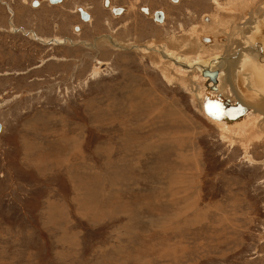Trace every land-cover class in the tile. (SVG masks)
Returning <instances> with one entry per match:
<instances>
[{"label":"rangeland","instance_id":"374dc122","mask_svg":"<svg viewBox=\"0 0 264 264\" xmlns=\"http://www.w3.org/2000/svg\"><path fill=\"white\" fill-rule=\"evenodd\" d=\"M217 1L176 9L165 27L104 14L80 33L56 31L54 16L44 32L0 6V264H264L262 101L245 106L227 85L224 49L174 44L170 60L130 47L198 29L224 43L262 15L264 0ZM210 103L244 106L240 131H222ZM253 123L261 137H227Z\"/></svg>","mask_w":264,"mask_h":264},{"label":"bare ground","instance_id":"6f19581e","mask_svg":"<svg viewBox=\"0 0 264 264\" xmlns=\"http://www.w3.org/2000/svg\"><path fill=\"white\" fill-rule=\"evenodd\" d=\"M249 2H247V6H244V9H247L249 11H255L256 7L252 9L251 7L252 4H249ZM261 2H263V0H261ZM237 3L238 5L241 4L239 0ZM237 3L235 4L236 6H237ZM258 8L259 10H262L261 12L262 15L255 16L253 14H249L246 18H244L243 20L244 22L240 23L239 25H234L233 32L229 30H225L226 33L228 31L227 34L229 36H227V39L224 41V43H220V41H222L224 37L215 38L213 36H208L205 30L201 29V31H199L198 29L192 36H188L189 38H191V40L189 38L187 39L185 38L186 41L184 39L182 41L181 40L179 41L172 40V42L166 41L167 43L165 42L166 43L164 44L165 46L164 47L159 46L160 48H158L156 45L155 46L145 45L144 47H139V46H133L132 44H130V47L135 48L136 50H139L142 53H147V54L150 53L151 58H152V54L154 56L155 54L156 56L157 54H159L164 59L169 58L170 60L179 59L180 54L178 53L179 54L178 56L175 54H177V52H181L182 47L184 46V45H181L180 47L177 48V52H175L174 46H176L177 44L179 45V43L181 44L186 43L185 45H192V47L190 48L191 51L189 50V52L201 54L203 56L213 55L219 49L226 50L227 52L225 54H227L226 55L227 58H224L223 61L221 60L219 62L220 64L218 65L219 66L218 69H220L222 72H225L226 77H227V85L230 84L232 86L234 82L239 85L237 87H233V91H235V93L237 91L240 92V96H241L240 102L243 103L245 106H248L247 103H251V102L259 101V100L262 101V105L256 107L255 111L264 118V71L259 70L260 68L263 67V64L260 63L259 60L264 62V59L261 58L262 54L257 49L259 46L264 52V2L261 3L260 6H258ZM242 10L243 8H237L235 11L229 10L230 12H227V13L232 15V18H234L238 15H242L243 14ZM209 18L211 20V23L217 20V19L216 20L212 19L211 17ZM218 21L219 20H217V23ZM245 34H246V37H244ZM197 37H198V40H197ZM204 39L208 40L207 42L208 45L204 44ZM161 44H163V42ZM200 46L208 47L210 49L205 51L203 48L199 49ZM166 62L171 64V62L169 61H166ZM208 63L209 62L206 61V64ZM164 66H165V63L162 65V67ZM169 69L170 68L167 67V70ZM203 72L206 75V77L209 78V80L214 82V85H217V78L220 72L218 73L217 71H212L210 69L208 70L206 69ZM244 86H245V89H244ZM242 107L246 109L244 106ZM247 112L248 111L246 109L244 115ZM227 115L228 113H226V117ZM242 117L235 119V120L226 119L225 125L224 124L221 125L222 131L231 132L230 128L235 129L237 131V129L240 128V125L242 123V120H240ZM257 126L258 124H255V123L251 124V126L249 127V130L245 131V134L243 133V131L240 133H234L235 130H233V133L228 134L227 137L229 138L230 136H236L237 139L243 140V142L250 139L251 136L256 137L258 135L261 137L260 133H257V130H254ZM261 130L264 131V123H263V127ZM239 142H242V141H239Z\"/></svg>","mask_w":264,"mask_h":264},{"label":"flooded vegetation","instance_id":"af4514ba","mask_svg":"<svg viewBox=\"0 0 264 264\" xmlns=\"http://www.w3.org/2000/svg\"><path fill=\"white\" fill-rule=\"evenodd\" d=\"M186 1H194V4L191 5L186 3ZM197 1L200 0H78L72 5V9H70L68 8V0H20L23 5L28 6L33 12H40L46 9L48 18L52 19L53 16L56 17L59 21L58 25L53 24V29L55 28L56 31L62 32L67 23H72L73 25L75 24L73 29L77 33L83 32V24L96 22L98 12L103 15L102 17H104V14H107L111 18L124 20L123 22L126 26L134 29L140 27L135 26L139 24L138 21L140 19L145 20V23L165 27L168 25L170 18L176 19V17L172 16V13L176 9L191 10L189 9L191 6H200V4H196ZM209 1L212 2V0ZM215 1L218 4V1L214 0V3ZM0 6H5L7 11L9 10L5 0H0ZM81 11L89 15L88 21L84 20ZM209 16H207L208 22L204 20L205 17L203 19L208 26L211 23ZM127 18H130V20ZM161 18L163 19L162 22L159 21ZM120 26H123V24ZM141 34L145 35L146 33L143 31ZM207 42L208 40L204 39V44H208ZM104 66L105 64L98 68L102 69Z\"/></svg>","mask_w":264,"mask_h":264},{"label":"crops","instance_id":"0c3cea01","mask_svg":"<svg viewBox=\"0 0 264 264\" xmlns=\"http://www.w3.org/2000/svg\"><path fill=\"white\" fill-rule=\"evenodd\" d=\"M77 1L78 0H68V8L72 9V5L76 3ZM9 2H11L12 5H15V10H14L15 18H16L15 20H18L20 23L27 24V25L31 23L38 24L40 29L46 32V29L48 28V22H50V19H51V18H48L46 9L40 12H33L30 9L26 8V6L23 5L20 2V0H9ZM1 8L2 7H0V10H2ZM102 16L103 15L98 12L97 23L99 22L100 19H102ZM65 29H67L66 33H69L70 28L66 27Z\"/></svg>","mask_w":264,"mask_h":264},{"label":"water","instance_id":"95a60500","mask_svg":"<svg viewBox=\"0 0 264 264\" xmlns=\"http://www.w3.org/2000/svg\"><path fill=\"white\" fill-rule=\"evenodd\" d=\"M82 15L85 21L89 20V15L84 13L83 11ZM162 18L159 20L160 22H162ZM78 31V28H77ZM211 105V103H210ZM207 107V111L209 110L208 113L210 114H215L218 117H222L225 116L226 113H228L227 117L225 119H229V120H235L238 119L240 117H242L246 111V109H244L240 104H237L236 107H228V109H226V111L222 108L221 104L219 103H212L211 106ZM2 132V125L0 124V133Z\"/></svg>","mask_w":264,"mask_h":264}]
</instances>
